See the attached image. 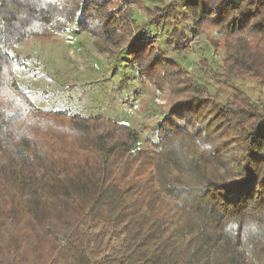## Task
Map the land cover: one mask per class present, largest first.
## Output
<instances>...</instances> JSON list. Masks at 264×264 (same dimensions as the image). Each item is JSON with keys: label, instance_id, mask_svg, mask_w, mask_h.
<instances>
[{"label": "trees", "instance_id": "obj_1", "mask_svg": "<svg viewBox=\"0 0 264 264\" xmlns=\"http://www.w3.org/2000/svg\"><path fill=\"white\" fill-rule=\"evenodd\" d=\"M114 2L0 0V264H264V113L218 103L147 30L168 28L181 54L214 29L234 51L226 71L244 48L264 55V0H172L142 25ZM74 27L102 52L132 37L139 75L177 95L149 148L130 126L41 110L19 88L11 49Z\"/></svg>", "mask_w": 264, "mask_h": 264}, {"label": "rangeland", "instance_id": "obj_2", "mask_svg": "<svg viewBox=\"0 0 264 264\" xmlns=\"http://www.w3.org/2000/svg\"><path fill=\"white\" fill-rule=\"evenodd\" d=\"M171 1L115 0L113 7L116 11L130 10L133 19L142 25L148 10ZM147 30L156 36L164 58L180 63L218 103L234 99L244 104L248 100L264 113V78H255L264 75V55L258 59L250 53L252 48H244L243 61H232V69L225 71V52L234 51L226 47L223 36L214 29L206 26L197 38L189 36L187 49L181 54L165 45L168 28L160 31L147 26ZM132 41L128 37L119 47L102 52L95 46L96 39L77 27L65 35L29 39L11 49V55L18 59L13 66L15 78L35 107L109 118L137 130L139 146L149 148L155 141L156 124L171 113L178 97L169 89L158 90L139 75L131 49L127 48ZM201 61L205 64H199Z\"/></svg>", "mask_w": 264, "mask_h": 264}]
</instances>
